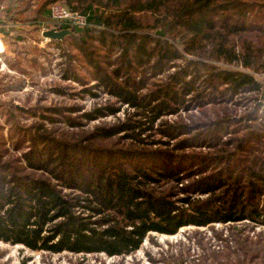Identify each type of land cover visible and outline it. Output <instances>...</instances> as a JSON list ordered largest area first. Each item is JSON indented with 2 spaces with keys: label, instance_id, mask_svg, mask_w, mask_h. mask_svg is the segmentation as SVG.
<instances>
[{
  "label": "trees",
  "instance_id": "16d2710c",
  "mask_svg": "<svg viewBox=\"0 0 264 264\" xmlns=\"http://www.w3.org/2000/svg\"><path fill=\"white\" fill-rule=\"evenodd\" d=\"M54 2L87 19L60 26L73 30L55 40L66 49L64 79L82 97L111 98L81 118L123 117L81 139L42 125L0 138V241L125 257L151 233L263 226L264 85L253 73L264 71V0H43L23 23H41ZM231 235L233 247L205 248L193 264H264V238ZM175 254L165 261L188 264L189 249Z\"/></svg>",
  "mask_w": 264,
  "mask_h": 264
},
{
  "label": "rangeland",
  "instance_id": "374dc122",
  "mask_svg": "<svg viewBox=\"0 0 264 264\" xmlns=\"http://www.w3.org/2000/svg\"><path fill=\"white\" fill-rule=\"evenodd\" d=\"M42 3L43 0H0V29L6 31L3 32L0 42V138L3 139H11L10 130L16 126L35 130L39 125L49 134L81 139L95 126L112 124L119 117H123L121 111L117 116H106L91 122L81 118V114L103 105L111 98L102 93L98 98L90 95L82 97L79 95L80 83L64 79L68 62L64 44L60 46L56 41L61 40H49L43 36L44 27L51 29L50 16L40 17L41 23L34 26H26L23 23L25 19L35 17ZM9 14L12 15L11 19ZM14 18L17 21L12 20ZM9 23L13 24V27L6 30L5 25ZM218 64L227 68L242 69L224 62ZM253 74L264 85V71ZM260 97L264 99V95ZM56 108L61 109L63 115L58 116L50 112ZM26 109L44 113L47 110L46 115L58 117L59 120L55 123L42 120L33 117ZM64 116L76 118L82 125L71 128L63 122ZM234 227L253 239L264 238V225L255 226L249 221L235 225L186 227L175 235L151 233L138 251L125 257L32 251L23 245L0 241V264H168L165 258L172 261L171 255L181 251L187 256L188 249L191 256L185 263L193 264L192 260H201L205 248L220 253L226 244L233 247L231 232Z\"/></svg>",
  "mask_w": 264,
  "mask_h": 264
},
{
  "label": "built area",
  "instance_id": "2783aa9c",
  "mask_svg": "<svg viewBox=\"0 0 264 264\" xmlns=\"http://www.w3.org/2000/svg\"><path fill=\"white\" fill-rule=\"evenodd\" d=\"M50 18L51 26L58 27L60 29L61 25L84 27L87 24L86 16L73 11L69 6L61 2H54L50 7ZM0 28L1 25H0ZM49 27H44L42 31L48 30ZM3 33L0 29V41H2Z\"/></svg>",
  "mask_w": 264,
  "mask_h": 264
},
{
  "label": "water",
  "instance_id": "95a60500",
  "mask_svg": "<svg viewBox=\"0 0 264 264\" xmlns=\"http://www.w3.org/2000/svg\"><path fill=\"white\" fill-rule=\"evenodd\" d=\"M73 30L71 28L59 29L58 27H53L48 30L43 31V36L49 40H63L66 36L71 35Z\"/></svg>",
  "mask_w": 264,
  "mask_h": 264
},
{
  "label": "crops",
  "instance_id": "0c3cea01",
  "mask_svg": "<svg viewBox=\"0 0 264 264\" xmlns=\"http://www.w3.org/2000/svg\"><path fill=\"white\" fill-rule=\"evenodd\" d=\"M12 27H13V24H11V23L5 25L6 30H11ZM1 31H2V33H3V32L6 33L5 29H1ZM7 34H8V32H7ZM0 42H2V41H0Z\"/></svg>",
  "mask_w": 264,
  "mask_h": 264
}]
</instances>
